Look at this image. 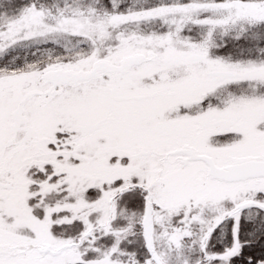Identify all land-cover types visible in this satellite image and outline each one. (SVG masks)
Wrapping results in <instances>:
<instances>
[{"label":"snow or ice","instance_id":"snow-or-ice-1","mask_svg":"<svg viewBox=\"0 0 264 264\" xmlns=\"http://www.w3.org/2000/svg\"><path fill=\"white\" fill-rule=\"evenodd\" d=\"M0 264H264V0H0Z\"/></svg>","mask_w":264,"mask_h":264}]
</instances>
